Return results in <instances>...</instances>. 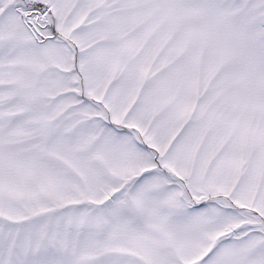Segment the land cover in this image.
Segmentation results:
<instances>
[{
  "label": "snow or ice",
  "instance_id": "obj_1",
  "mask_svg": "<svg viewBox=\"0 0 264 264\" xmlns=\"http://www.w3.org/2000/svg\"><path fill=\"white\" fill-rule=\"evenodd\" d=\"M0 264H264V0H0Z\"/></svg>",
  "mask_w": 264,
  "mask_h": 264
}]
</instances>
